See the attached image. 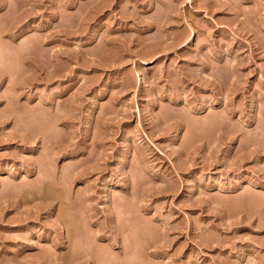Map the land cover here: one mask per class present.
I'll return each mask as SVG.
<instances>
[{"label":"rangeland","instance_id":"1","mask_svg":"<svg viewBox=\"0 0 264 264\" xmlns=\"http://www.w3.org/2000/svg\"><path fill=\"white\" fill-rule=\"evenodd\" d=\"M0 264H264V0H0Z\"/></svg>","mask_w":264,"mask_h":264}]
</instances>
